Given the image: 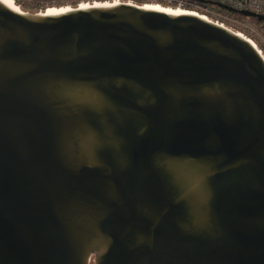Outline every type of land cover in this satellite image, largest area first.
Wrapping results in <instances>:
<instances>
[{"label": "water", "instance_id": "obj_1", "mask_svg": "<svg viewBox=\"0 0 264 264\" xmlns=\"http://www.w3.org/2000/svg\"><path fill=\"white\" fill-rule=\"evenodd\" d=\"M0 264H264L259 46L192 11L0 0Z\"/></svg>", "mask_w": 264, "mask_h": 264}, {"label": "built area", "instance_id": "obj_2", "mask_svg": "<svg viewBox=\"0 0 264 264\" xmlns=\"http://www.w3.org/2000/svg\"><path fill=\"white\" fill-rule=\"evenodd\" d=\"M15 3L17 1L30 2L32 0H13ZM55 1V0H53ZM105 1H115V0H79L77 3L86 4V3H96V2H105ZM224 4H227L236 10H248L257 14L264 15V0H215ZM41 10H48L53 8H62L71 6V2H62L57 4L56 2L45 3L40 1ZM146 4H153L162 6L165 8H170L174 10H186L199 13L201 15H206L212 20L225 24L230 28L242 32L244 35L252 39L256 44H258V39L262 37V34L254 26L245 24L241 21L231 19L222 13H219L207 4H204L197 0H150ZM262 46L264 47V38L262 39Z\"/></svg>", "mask_w": 264, "mask_h": 264}, {"label": "trees", "instance_id": "obj_3", "mask_svg": "<svg viewBox=\"0 0 264 264\" xmlns=\"http://www.w3.org/2000/svg\"><path fill=\"white\" fill-rule=\"evenodd\" d=\"M38 1L39 0H32L31 3H27V4H20V6L22 7V9L26 10V11H30L32 13H37L41 10V7L39 6L38 4ZM129 1H133V2H136V3H139V4H144L145 1L144 0H129ZM215 1V0H213ZM75 6H77V3L76 4H73ZM210 8H212L213 10L219 12V13H222L223 15L231 18V19H235V20H238V21H241L245 24H248V25H251V26H254L256 27L257 29H259L263 35H264V27H263V24L261 22L258 21L257 18H254V17H245L239 13H236V12H230V11H227V10H224L220 7H217V6H214V5H208Z\"/></svg>", "mask_w": 264, "mask_h": 264}, {"label": "rangeland", "instance_id": "obj_4", "mask_svg": "<svg viewBox=\"0 0 264 264\" xmlns=\"http://www.w3.org/2000/svg\"><path fill=\"white\" fill-rule=\"evenodd\" d=\"M40 1H43V2H45V3L56 2L57 4L62 3V2H67V1H68V2H71V3H72L71 6H75V5H73V4H76L79 0H55V1H53V0H39V1H38V4H39V6L41 7ZM126 1H129V0H126ZM144 1H145L144 4L150 2V0H144ZM31 2H32V1H30V2L17 1L16 4L20 5V4H27V3H31ZM77 6H78V3H77ZM40 11H42V10H40ZM43 11H45V10H43ZM259 32L262 34V37L258 39V44H257V45L259 46V48H260V49L263 51V53H264V47L262 46V39L264 38V35H263V33H262L260 30H259Z\"/></svg>", "mask_w": 264, "mask_h": 264}, {"label": "bare ground", "instance_id": "obj_5", "mask_svg": "<svg viewBox=\"0 0 264 264\" xmlns=\"http://www.w3.org/2000/svg\"><path fill=\"white\" fill-rule=\"evenodd\" d=\"M12 1H13V0H12ZM151 5H153V4H151ZM153 6H155V7H157V8H165V7L158 6V5H153ZM167 9H169V10H174V9H170V8H167ZM176 11H178V12H183V11H186V10H176Z\"/></svg>", "mask_w": 264, "mask_h": 264}]
</instances>
